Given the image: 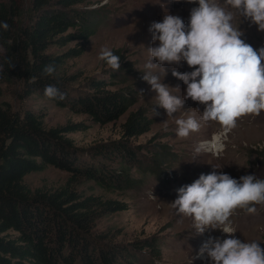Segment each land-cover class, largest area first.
Listing matches in <instances>:
<instances>
[{
  "label": "trees",
  "instance_id": "1",
  "mask_svg": "<svg viewBox=\"0 0 264 264\" xmlns=\"http://www.w3.org/2000/svg\"><path fill=\"white\" fill-rule=\"evenodd\" d=\"M85 2L27 0L26 7L22 0L0 1V22L9 25L7 31L0 28V82L16 77L22 80V95L40 96L90 119L89 123L47 126L41 108L16 110L10 102H0V264H140L147 253L155 257L160 252L157 236L124 243L107 234L95 235L94 222L100 217L97 207L123 209V203L112 205L114 200L85 196L69 185L32 189L24 180L26 174L54 165L107 190L136 184L132 165L141 162L142 145L132 139L152 127L154 119L146 108L129 111L119 138L85 148L68 135L93 123L117 120L139 98V92L125 85L135 74L121 47L111 49L121 59L118 71L104 61L102 73L84 78L81 70L64 69L70 59L84 53L103 21L100 9ZM239 19L236 23L245 29L244 17ZM70 41H76L75 45L60 52L50 50ZM49 64L55 72L47 76L43 69ZM48 85H55L65 98H47ZM164 153L158 149L156 160H163ZM259 156L264 163V150Z\"/></svg>",
  "mask_w": 264,
  "mask_h": 264
},
{
  "label": "rangeland",
  "instance_id": "2",
  "mask_svg": "<svg viewBox=\"0 0 264 264\" xmlns=\"http://www.w3.org/2000/svg\"><path fill=\"white\" fill-rule=\"evenodd\" d=\"M22 1L27 7V0ZM219 2L223 4V0ZM83 5L99 8L103 21L98 31L87 41L84 53L70 59L64 69L66 72L81 70L83 78L102 73L106 65L99 59L101 50L121 47L132 61L135 74L133 80L125 85L139 92V98L117 120L105 124L93 123L86 130L70 132L68 135L76 145L85 148L119 138L122 135V122L129 111L146 108L154 119L152 127L132 139L134 144H140L143 148L140 153L141 162L132 165L136 184L131 188L107 190L85 177H71L70 172L54 165H49L42 171L28 173L24 180L32 189L55 190L69 185L85 196L95 195L98 199L114 200L112 205L123 203L126 206L123 209L98 206L100 217L95 220L93 231L97 236L107 234L111 240L124 243L157 236L160 252L155 257L147 253L140 264H211L206 254L197 258V253L209 236L225 238L224 234L220 230H206L203 234H197L192 219L178 216L171 203L177 198L180 187L191 184L202 173L222 172L237 180L244 175L253 174L258 179H263L264 163L258 158L259 151L264 150V111L259 116L248 115L238 121L219 158L209 153L197 154V145L210 139L214 132L220 130V126L211 122L202 125L199 132L190 134L188 138H179L176 134V119L193 115L199 120L204 106L187 99L182 109L168 117L166 111L157 105L155 92L151 91L150 85L142 77L149 71L145 64L151 59L148 48L153 46L152 32L149 31L152 23L162 22L164 15L172 14L181 17L187 24L190 10L198 4L189 3L188 0H86ZM242 20L245 29L236 23V19L233 21L243 32L241 38L256 49L264 47V31H259L250 20ZM75 43L76 41H70L50 50L60 52ZM1 50L0 46V52ZM152 62L157 63L155 59ZM161 67L166 72L165 76L163 68L157 67L151 71L166 85L172 88L179 86V91L171 88L170 91L183 98L186 85L172 76V70L175 68L180 72H190L194 69L183 61L180 66L164 64ZM0 87V102L8 101L16 110L26 106L41 108L47 126L80 120L90 122L87 114L72 112L67 107L37 95H22V80L16 77L9 82H0ZM158 149L162 152L166 150L164 161L161 158L156 160L154 153ZM256 208L255 214L237 210L231 217L237 231L234 235L245 242H258L264 248V204L256 205Z\"/></svg>",
  "mask_w": 264,
  "mask_h": 264
},
{
  "label": "clouds",
  "instance_id": "3",
  "mask_svg": "<svg viewBox=\"0 0 264 264\" xmlns=\"http://www.w3.org/2000/svg\"><path fill=\"white\" fill-rule=\"evenodd\" d=\"M188 2L198 6L190 10L187 24L172 14L164 15L162 22L152 23L149 31L153 46L148 48L151 59L145 64L149 71L142 79L155 92L157 105L168 117L182 109L187 99L204 106L199 120L193 115L176 119V134L179 138H188L199 132L202 125L217 123L220 130L201 141L195 152L219 158L238 121L248 115L259 116L264 111V47L256 49L245 42L239 25L233 23L238 15L264 31V0H223V4L219 0ZM0 28L7 31L9 25L0 22ZM99 59L114 71L121 68L120 57L107 48L101 50ZM182 61L194 69L172 70V76L186 85L183 98L170 91V88L179 91V86L166 85L151 71L163 68L164 64L180 66ZM54 72L52 64L43 69L47 76ZM44 95L49 99L65 98L55 85L46 86ZM261 204H264V179L249 174L237 180L213 171L202 173L191 184L180 187L171 206L178 216L192 219L197 234L206 230H220L224 234L225 238L209 236L197 258L206 254L211 264H264V248L258 242L236 238L231 219L237 210L255 214L256 205Z\"/></svg>",
  "mask_w": 264,
  "mask_h": 264
}]
</instances>
